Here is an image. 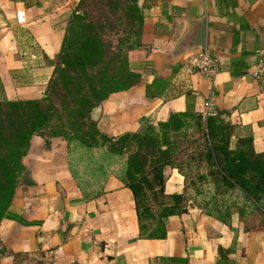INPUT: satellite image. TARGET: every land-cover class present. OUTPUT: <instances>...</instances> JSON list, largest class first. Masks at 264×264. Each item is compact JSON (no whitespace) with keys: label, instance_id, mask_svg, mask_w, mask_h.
<instances>
[{"label":"crops","instance_id":"1","mask_svg":"<svg viewBox=\"0 0 264 264\" xmlns=\"http://www.w3.org/2000/svg\"><path fill=\"white\" fill-rule=\"evenodd\" d=\"M78 1L0 0V100L44 96ZM138 5L142 46L127 57L140 81L92 110L98 130L112 138L142 134L171 114H200L211 98L215 115L251 137L255 153H264V84L251 75L264 56V0ZM16 10L25 24L17 23ZM202 29L204 50L218 65L211 80L185 73L184 59L196 50L178 51ZM22 163L26 174L0 223V264H264V229L246 230L235 214L224 224L190 207L167 219L166 238H139L131 191L109 176L99 195L85 197L70 174L61 138L46 144L33 136ZM163 174L164 193L182 194L184 178L177 170L166 167Z\"/></svg>","mask_w":264,"mask_h":264},{"label":"trees","instance_id":"2","mask_svg":"<svg viewBox=\"0 0 264 264\" xmlns=\"http://www.w3.org/2000/svg\"><path fill=\"white\" fill-rule=\"evenodd\" d=\"M120 8L126 11L137 32L135 43L127 45L126 51L124 43L115 48L106 39L111 17ZM142 24L138 0H79L68 17L60 50L51 62L53 73L44 96L34 100H0V223L7 217L15 191L26 174L22 160L33 136L44 138L46 144L51 138L66 142L70 174L85 197L99 195L109 176L123 182L133 196L139 238H166L167 219L187 212L183 193H164V168L176 169L184 184L187 179L182 161L177 163L181 154L177 138L183 134L186 121L192 120L201 134L202 152L206 151L210 160L218 161L215 144L227 149L233 125L218 113L206 120H202L201 114L174 113L142 134L112 138L101 133L91 117L92 110L111 94L126 91L140 81V75L130 67L127 53L142 46ZM187 148L183 155L188 154ZM236 149L237 154L229 150L233 155L227 160L232 165L230 172L222 174L216 168L220 173L215 174L251 199L247 180L252 177L246 179L234 163L240 164L242 158L260 164L264 153L254 152L251 137L239 138ZM76 156L87 161L86 170L82 171L88 177L86 181H80L72 167ZM86 188L94 191L89 193ZM231 208L228 207L227 219L209 211L203 214L229 224L235 214L229 211ZM238 219H243L240 214ZM257 229H264V216Z\"/></svg>","mask_w":264,"mask_h":264},{"label":"rangeland","instance_id":"3","mask_svg":"<svg viewBox=\"0 0 264 264\" xmlns=\"http://www.w3.org/2000/svg\"><path fill=\"white\" fill-rule=\"evenodd\" d=\"M110 21L106 39L115 48L121 47L124 43L123 50L126 51L127 45L135 43L137 39V32L131 27L126 11L122 8L114 11V15ZM21 38L26 44L31 43L26 35L21 36ZM32 47L33 45H31ZM239 135L243 136L242 138L248 137L241 129L234 127L227 145L228 150L222 147V145L215 144L218 161H213L209 159L206 151L202 152L204 145L201 142V134L196 130L194 122L192 120L186 121L183 134L177 138L178 142H180L178 145L181 152L177 163L182 161L184 171L187 173L185 189L183 191L184 205L187 206V209L190 207L196 208L202 213L209 211L212 215L226 219L228 217V207L232 206L229 211L235 214L238 212L241 218H243L241 222L245 223L244 226L246 228L257 229L261 227L264 216V158L260 164H255L251 160H243L242 158H240V164L234 163L235 167L245 174L246 179L252 177L247 180V184L250 185L251 199L244 196L238 188L231 187L229 183L221 180L215 174V171L222 174L230 172L232 165L230 167L227 160L228 157L232 158L233 155H230L229 150L237 154L236 145H238ZM185 147H188V152H186L188 154L183 155L182 151ZM187 155H191V157L188 158ZM72 163L73 169L77 171L79 180L82 182L86 181L88 177L82 171L86 170L87 161H81L76 156ZM86 191L91 193L94 191V188H86ZM153 210H156V207H153Z\"/></svg>","mask_w":264,"mask_h":264},{"label":"built area","instance_id":"4","mask_svg":"<svg viewBox=\"0 0 264 264\" xmlns=\"http://www.w3.org/2000/svg\"><path fill=\"white\" fill-rule=\"evenodd\" d=\"M16 20L19 25L25 24L26 21L22 11L16 10ZM183 69L187 75L200 74L211 80L218 72V65L214 56L208 51L196 50L184 59ZM251 75L254 79L264 84V56L258 60ZM200 114L202 120L215 115L211 98L206 101L205 107Z\"/></svg>","mask_w":264,"mask_h":264},{"label":"water","instance_id":"5","mask_svg":"<svg viewBox=\"0 0 264 264\" xmlns=\"http://www.w3.org/2000/svg\"><path fill=\"white\" fill-rule=\"evenodd\" d=\"M203 36H204V29L201 30L197 39H194L191 36L185 38L178 46L179 54L186 52V51H190V50H204V37Z\"/></svg>","mask_w":264,"mask_h":264}]
</instances>
